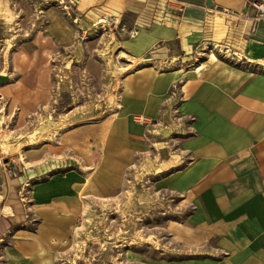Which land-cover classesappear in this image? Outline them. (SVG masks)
<instances>
[{
  "label": "rangeland",
  "instance_id": "1",
  "mask_svg": "<svg viewBox=\"0 0 264 264\" xmlns=\"http://www.w3.org/2000/svg\"><path fill=\"white\" fill-rule=\"evenodd\" d=\"M65 6L56 0H0V215L13 217L6 224L9 230L0 234V264L14 260L10 252L21 244L38 242L36 235L46 218L72 225H59L63 236L52 237L40 247L42 252L24 254L19 260L33 264H196L220 256L210 250L215 240L203 247L177 243L176 230L184 228L194 206L170 192H155V181L148 178L156 164L168 157L163 152L176 155L171 146L172 132L178 130L175 123L170 127L145 118L142 124H134L130 117L145 132L138 159L118 178L97 176L106 151L94 138L104 132L101 124L117 118L129 103L132 90L125 86L127 77L148 68L147 61L128 56L118 43L119 31L123 24L131 26L146 18L131 10L119 19L102 18V23L86 30L76 8ZM207 52L212 59H228L232 65L245 63L233 50L217 47ZM154 66L159 70L171 67ZM190 67L179 69L185 72L197 66ZM245 69L264 76L262 64ZM180 88L176 84L169 95ZM173 115L180 116L176 111ZM187 129L185 137L196 133L191 126ZM51 160L61 162V167L40 175L42 166L51 165ZM174 164L165 162L156 172ZM36 174L24 185L25 178ZM54 181L71 182L74 205L63 210L56 208L60 202H53L56 207L51 204L53 215L48 217L35 206L32 190L36 184ZM9 189L18 196L7 198L6 211L1 208L5 206L3 191Z\"/></svg>",
  "mask_w": 264,
  "mask_h": 264
},
{
  "label": "crops",
  "instance_id": "2",
  "mask_svg": "<svg viewBox=\"0 0 264 264\" xmlns=\"http://www.w3.org/2000/svg\"><path fill=\"white\" fill-rule=\"evenodd\" d=\"M56 1L76 8L86 30L102 23V18L119 19L131 10L146 18L131 26L123 24L119 31L118 43L128 56L147 61L148 68L127 77L125 86L132 90L129 103L117 118L103 122L100 131L104 132L94 138L106 151L97 176L118 178L138 159L145 136L134 125L140 123L138 119L170 127L175 123L178 130L172 132L171 146L176 155L163 152L168 157L156 164L148 178L155 181V192H170L194 206L184 228L176 230L177 243L203 247L216 241L215 249L210 250L220 256L196 264H264V76L245 69L254 64L264 66V14L252 7L253 0ZM217 47L233 50L247 65L212 59L207 51ZM152 54L156 56L147 59ZM154 63L171 67L159 70ZM181 66L197 67L182 72ZM178 83L180 90L170 96ZM174 106L179 118L173 115ZM190 116L194 122L188 120ZM189 126L196 133L185 137ZM171 161L175 164L156 172ZM50 163L42 166L40 175L61 167V162ZM35 177L37 174L25 178L24 185ZM72 188L71 182L65 181L36 184L32 199L49 217L53 202H60V207L53 203L56 208L72 209ZM3 193L4 210L7 198L18 195L12 189ZM12 220L0 215V234L9 230L6 224ZM59 225L64 228L72 222L44 219L36 235L38 242L23 243L10 252L15 259L9 264H33L19 258L42 252L40 247L52 237L63 236Z\"/></svg>",
  "mask_w": 264,
  "mask_h": 264
},
{
  "label": "built area",
  "instance_id": "3",
  "mask_svg": "<svg viewBox=\"0 0 264 264\" xmlns=\"http://www.w3.org/2000/svg\"><path fill=\"white\" fill-rule=\"evenodd\" d=\"M251 5L257 12H259L260 14H264V0H254ZM176 112L178 111L176 110ZM189 120L191 122H194L195 118L189 117ZM143 121L145 122V120L138 119V122L140 123Z\"/></svg>",
  "mask_w": 264,
  "mask_h": 264
},
{
  "label": "bare ground",
  "instance_id": "4",
  "mask_svg": "<svg viewBox=\"0 0 264 264\" xmlns=\"http://www.w3.org/2000/svg\"><path fill=\"white\" fill-rule=\"evenodd\" d=\"M2 120L0 119V128H1ZM21 161H24V159L21 157Z\"/></svg>",
  "mask_w": 264,
  "mask_h": 264
},
{
  "label": "water",
  "instance_id": "5",
  "mask_svg": "<svg viewBox=\"0 0 264 264\" xmlns=\"http://www.w3.org/2000/svg\"><path fill=\"white\" fill-rule=\"evenodd\" d=\"M148 58H150V56Z\"/></svg>",
  "mask_w": 264,
  "mask_h": 264
}]
</instances>
